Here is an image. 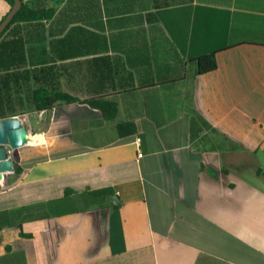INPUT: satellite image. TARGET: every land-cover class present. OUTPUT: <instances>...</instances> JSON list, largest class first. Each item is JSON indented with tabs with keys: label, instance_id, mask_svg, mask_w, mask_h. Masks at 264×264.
I'll return each mask as SVG.
<instances>
[{
	"label": "crops",
	"instance_id": "obj_1",
	"mask_svg": "<svg viewBox=\"0 0 264 264\" xmlns=\"http://www.w3.org/2000/svg\"><path fill=\"white\" fill-rule=\"evenodd\" d=\"M23 1L55 8L20 23L27 68L117 114L59 103L9 149L0 264H264V0Z\"/></svg>",
	"mask_w": 264,
	"mask_h": 264
},
{
	"label": "trees",
	"instance_id": "obj_2",
	"mask_svg": "<svg viewBox=\"0 0 264 264\" xmlns=\"http://www.w3.org/2000/svg\"><path fill=\"white\" fill-rule=\"evenodd\" d=\"M11 6L13 0H6ZM156 7L177 4L181 0H151ZM55 13L54 7L38 8L28 2H22L20 9L0 34V119L34 111H51L59 103H87L91 108L99 110L105 119H113L117 114V103L114 100L98 96L80 98L68 91L58 89L53 84L51 74L38 76L36 70L27 68V54L34 48H29L27 34L23 33L20 23H35L41 25L50 20ZM4 16L2 17V19ZM1 19V20H2ZM0 20V21H1ZM37 33V32H36ZM200 73L214 70L217 67L215 53L204 54L198 58ZM119 136L135 134L139 131L133 121H122L116 124ZM15 172L21 168L15 165ZM264 176V170H258ZM72 191V189L67 190ZM98 194H112L111 188L96 190ZM10 214L0 212V227L11 222ZM20 234L31 237L21 227Z\"/></svg>",
	"mask_w": 264,
	"mask_h": 264
},
{
	"label": "water",
	"instance_id": "obj_3",
	"mask_svg": "<svg viewBox=\"0 0 264 264\" xmlns=\"http://www.w3.org/2000/svg\"><path fill=\"white\" fill-rule=\"evenodd\" d=\"M21 4L22 0H13L10 9L0 21V34L20 9ZM29 139V132L19 116L0 119V173L14 169L9 149L25 145Z\"/></svg>",
	"mask_w": 264,
	"mask_h": 264
},
{
	"label": "rangeland",
	"instance_id": "obj_4",
	"mask_svg": "<svg viewBox=\"0 0 264 264\" xmlns=\"http://www.w3.org/2000/svg\"><path fill=\"white\" fill-rule=\"evenodd\" d=\"M23 121L24 125L27 127V130L29 132V138L30 134H35L38 131H47L49 130L50 126L52 125V113L46 112H28L23 114H18ZM30 140V139H29ZM30 144L29 142L22 146H28Z\"/></svg>",
	"mask_w": 264,
	"mask_h": 264
},
{
	"label": "bare ground",
	"instance_id": "obj_5",
	"mask_svg": "<svg viewBox=\"0 0 264 264\" xmlns=\"http://www.w3.org/2000/svg\"><path fill=\"white\" fill-rule=\"evenodd\" d=\"M31 135V141H34V140H36L37 138H39V139H42L43 137H42V135H40V134H36V135H34V134H30Z\"/></svg>",
	"mask_w": 264,
	"mask_h": 264
}]
</instances>
